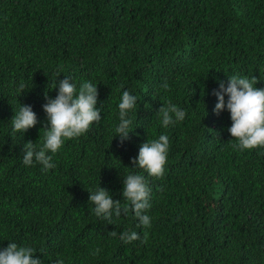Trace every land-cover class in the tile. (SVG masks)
Returning <instances> with one entry per match:
<instances>
[{
  "label": "trees",
  "instance_id": "trees-1",
  "mask_svg": "<svg viewBox=\"0 0 264 264\" xmlns=\"http://www.w3.org/2000/svg\"><path fill=\"white\" fill-rule=\"evenodd\" d=\"M233 75L264 88V0H0V250L31 246L42 264H264V146L233 147L230 113L214 111ZM66 77L77 91L98 85L102 119L64 142L55 168L26 166L23 146L47 124L45 94L54 99ZM125 90L137 105L121 143ZM168 99L187 115L165 128L156 113ZM21 104L39 122L13 134ZM161 134L169 149L156 178L132 159ZM129 173L151 188V227L131 211L97 217L89 203L99 187L123 203ZM124 231L140 239L125 244Z\"/></svg>",
  "mask_w": 264,
  "mask_h": 264
},
{
  "label": "clouds",
  "instance_id": "clouds-1",
  "mask_svg": "<svg viewBox=\"0 0 264 264\" xmlns=\"http://www.w3.org/2000/svg\"><path fill=\"white\" fill-rule=\"evenodd\" d=\"M258 83L255 76H230L227 86L224 82L219 83V89L214 92L218 98L215 113L219 115L225 108L230 113L232 121L228 128L231 136L238 141L233 147L238 150H252L264 146V88L255 87ZM58 86V94L53 99L45 94L47 103L43 110L47 116V124L41 129L38 142L28 141L23 146V163L31 166L34 161L41 164L45 170L55 168L52 163L55 155L66 140L78 138L88 132L90 126L102 119L101 106L98 105V85L84 81L77 91L75 84L69 78L57 80L53 87ZM164 90L169 85H162ZM21 91L24 86L21 85ZM227 95V102L225 101ZM137 97L125 90L119 102V124L115 127L117 137L121 143L129 138L132 121L129 113L136 107ZM156 115L163 127L167 128L177 122L183 121L187 113L168 99L158 110ZM38 118L30 105L21 104L11 119L12 132L26 133L35 127ZM50 125V126H49ZM169 149V137L161 134L158 139L146 140L139 148L138 156L132 159L135 167L144 169L149 176L160 178L164 175ZM51 153L52 155H49ZM124 202L114 200L109 190L99 187L97 190H89V203L94 205V213L97 217L111 220L113 214L116 217L127 216L133 212L145 228L151 227V217L146 214L150 209L151 188L145 177L141 174L129 173L123 177ZM110 235L116 236L115 231ZM121 240L131 243L139 240L140 235L135 231H124ZM147 234H145L146 242ZM101 249L97 248L92 253L98 254ZM0 264H42L36 257V250L31 246H21L15 242L0 250ZM57 264H64L62 259Z\"/></svg>",
  "mask_w": 264,
  "mask_h": 264
}]
</instances>
